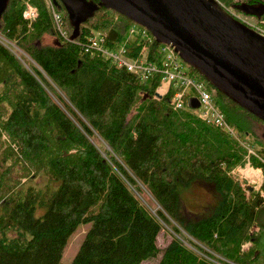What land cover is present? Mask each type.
Instances as JSON below:
<instances>
[{"label": "trees", "instance_id": "16d2710c", "mask_svg": "<svg viewBox=\"0 0 264 264\" xmlns=\"http://www.w3.org/2000/svg\"><path fill=\"white\" fill-rule=\"evenodd\" d=\"M27 1L36 7L34 21L24 17ZM77 1L88 7L79 8V21L55 0L65 35L54 27L44 0L0 5V33L32 60L26 67L0 42V264H59L81 223L90 227L70 264H211L174 237L159 246L164 222L172 220L231 260L264 264L263 198L256 189L248 194L231 174L246 162L247 147L195 114L193 88L185 91L184 107L175 109L173 87L154 96L161 72L141 80L87 51L100 32L109 47L127 41L131 58L146 45L150 59L160 66L164 61L162 42L131 33L136 22L126 15L101 0ZM230 11L264 35V0H232ZM181 60L209 83L236 133L252 139L261 159L251 160L264 170V119ZM31 172L49 177L44 188L22 182ZM195 181L220 195L205 217L182 204L183 191ZM145 189L159 205L155 212L140 196ZM40 206L47 210L36 216Z\"/></svg>", "mask_w": 264, "mask_h": 264}, {"label": "water", "instance_id": "95a60500", "mask_svg": "<svg viewBox=\"0 0 264 264\" xmlns=\"http://www.w3.org/2000/svg\"><path fill=\"white\" fill-rule=\"evenodd\" d=\"M63 1L78 21L79 8L88 10L77 0ZM101 1L172 44L183 60L264 119V35L223 11L216 0Z\"/></svg>", "mask_w": 264, "mask_h": 264}, {"label": "built area", "instance_id": "2783aa9c", "mask_svg": "<svg viewBox=\"0 0 264 264\" xmlns=\"http://www.w3.org/2000/svg\"><path fill=\"white\" fill-rule=\"evenodd\" d=\"M44 2L52 14V21L54 27L58 30L60 34L65 35L66 32L63 29V18L61 13L57 11L54 0H44ZM34 8L35 7H33L32 4H26V9L24 10V17L28 21H30L29 19L35 16ZM130 32L141 33L142 36L146 39V42L151 41L152 36L149 34L148 29L139 24L133 25L130 29ZM3 36L1 37L4 40L11 43V40ZM0 42L13 51L12 47L9 46L7 43H4L1 40ZM126 42L120 44L116 48L109 47L105 42L104 35L100 32H96L92 36L90 46L87 47L86 50L92 53H99L101 55H104L105 57L109 58L113 63H116L119 66H125L127 70L139 75L141 80H147L151 75H153V73L161 72L163 74L162 82L161 86L157 89V91L164 95L171 87H173L175 90L170 102L175 109H180L184 107L185 91L187 88H193L197 93L195 97L199 102V106L194 109L195 114L201 119L209 121L215 124L216 126L230 132L247 147L248 158L245 164L243 165V167L239 166V168H235L233 172L236 173L237 170L241 172V184L243 185V183L246 182V184L244 185V189L246 191H249V188L253 187V189H256V191L259 192L264 202V188H262V183L264 181V170L263 167L254 165L251 160L252 155L257 156L258 158L260 157L255 152V148L252 146V143L250 142L249 138H241L236 133L234 127L229 124L224 112L217 106L214 101L213 95L208 90V82H206L205 79H200L197 75H192L188 72L189 69H187V67L181 62L172 44H165L161 46L164 61L163 66H160L156 61L148 57V47L146 45H144L143 50L141 51L138 57H129L127 55ZM155 96L158 97L156 94ZM262 161L264 162L263 159ZM247 168H251L254 171V174H248L246 172ZM244 176L246 178V181L243 178ZM256 178L261 179L259 184L255 181ZM172 221L175 222L174 220ZM167 225L168 224L164 222V226ZM172 234L174 238L178 239L183 245L191 249L200 259L206 262H209L211 264H240L220 254L214 249L206 246L200 240L195 238L193 235L185 231V229L180 226H177V229L172 228Z\"/></svg>", "mask_w": 264, "mask_h": 264}, {"label": "rangeland", "instance_id": "374dc122", "mask_svg": "<svg viewBox=\"0 0 264 264\" xmlns=\"http://www.w3.org/2000/svg\"><path fill=\"white\" fill-rule=\"evenodd\" d=\"M216 1L219 3V5L223 11H225L226 13L232 14L230 11L232 0H216ZM27 3H30V2L27 1L26 4ZM33 7H35V6L33 5ZM34 9H35V13H34L35 16L33 18L29 19L30 21H34L37 17L38 13H37L36 7ZM57 11H58V9H57ZM51 17H52V14H51ZM250 17H253V16H250ZM251 20H253V19H251ZM0 35L3 36V34H0ZM1 36H0V40L3 41L4 43H7L9 46H11L13 49V51L11 50V52H13L15 54V56L18 57L22 61V63L26 65V67L30 68L29 63L27 62V59H28V61L31 60L29 55L23 49H21L16 44L15 41H11V43L13 42L16 46L13 43H12L13 44L12 45L10 42L4 40ZM46 40H48V42H51L52 37L51 36L46 37ZM30 62H32V60ZM181 62L187 67V69H189L188 64H186L182 60H181ZM4 137H6V136L4 135ZM250 141H251V143H254L251 138H250ZM252 146L255 147V145H252ZM108 148H109V146H108ZM243 165H238L235 168L237 169V168H239V166L243 167ZM255 168H257V167H255ZM233 170L231 171V174L241 184V178H240L241 172H239L237 170L236 173H234ZM248 170H246V172L248 174H252V175L254 174V171L252 169H250L249 171ZM33 176H34V172H31L28 176H25L22 178V182L28 181V182L33 183L34 185H37L38 187H42V188H44L45 185L49 182V177L45 173H40L36 177H33ZM243 178L246 181L245 176ZM255 181L259 184L261 179L256 178ZM245 184H246V182H244L243 185L241 184L243 188L245 187L244 186ZM254 184H256V183H254ZM247 193L249 194L248 191H247ZM140 196H141L142 200H144V202L147 203V205L150 207V209L153 212L157 208H159V205L156 204V200L153 198V196L146 189L140 193ZM219 197H220V195L216 192V190L214 189V187L211 184L203 182V181H195L192 183L191 186H189L187 189H185L183 191L181 199H182V204L184 205V207L187 210H189L190 212H193L194 216L205 217V216H208L214 212V210L216 209V207L219 203ZM46 210H47V207H42V206L37 207L36 211H35V215L40 216ZM177 226H180L183 229H185L182 225H180L179 223H176V222H172L171 224L164 226V228L162 229L160 236H159V242L158 243H159L160 247H164L170 241V239H172L174 237L172 234V228H175ZM89 227H90V223H81L77 227L75 232L68 239V242L65 246V249H64V252L62 255V259H61L59 264H70L71 260L76 255V253H77V251H78V249H79V247H80V245H81V243L85 237L86 230ZM185 231L188 232L187 229H185ZM11 234L14 235L15 233L12 232ZM251 243H252L251 241L244 243L242 246L243 249H248L249 246L251 245ZM152 263H153L152 260H146L142 264H152Z\"/></svg>", "mask_w": 264, "mask_h": 264}, {"label": "bare ground", "instance_id": "6f19581e", "mask_svg": "<svg viewBox=\"0 0 264 264\" xmlns=\"http://www.w3.org/2000/svg\"><path fill=\"white\" fill-rule=\"evenodd\" d=\"M148 31H149V30H148ZM149 34H150V33H149ZM150 35L152 36V38L154 37L152 33H151ZM262 35H263V34H262ZM152 38H151V41H152ZM151 41H147V42L149 43V42H151ZM165 44H170V43H164V42H162L161 46H163V45H165ZM160 48H161V47H160ZM178 56L180 57L179 54H178ZM206 82H207V81H206ZM208 84H209V83H208ZM160 86H161V84H160ZM160 86H159V87H160ZM159 87H158V88H159ZM158 88H157V89H158ZM156 91H157V90H156ZM210 93H211V92H210ZM196 94H197V93H196ZM211 94H212V93H211ZM248 169L250 170L251 168H247L246 170H248ZM249 170H248V171H249Z\"/></svg>", "mask_w": 264, "mask_h": 264}]
</instances>
